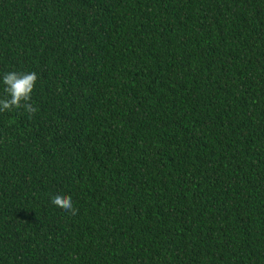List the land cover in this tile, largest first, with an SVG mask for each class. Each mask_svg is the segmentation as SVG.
<instances>
[{"label":"trees","instance_id":"trees-1","mask_svg":"<svg viewBox=\"0 0 264 264\" xmlns=\"http://www.w3.org/2000/svg\"><path fill=\"white\" fill-rule=\"evenodd\" d=\"M9 71L0 264H264V0H0Z\"/></svg>","mask_w":264,"mask_h":264},{"label":"clouds","instance_id":"clouds-1","mask_svg":"<svg viewBox=\"0 0 264 264\" xmlns=\"http://www.w3.org/2000/svg\"><path fill=\"white\" fill-rule=\"evenodd\" d=\"M37 73L9 71L3 74L4 92L7 94L0 98V112L11 111L14 108H23L28 113H35L38 109L29 101L37 81ZM24 102V103H22ZM50 202L65 211L75 215L78 209L74 208L71 196L59 193L50 194Z\"/></svg>","mask_w":264,"mask_h":264}]
</instances>
